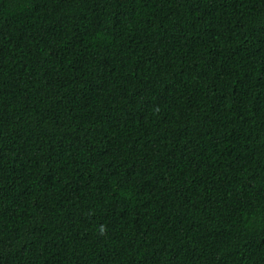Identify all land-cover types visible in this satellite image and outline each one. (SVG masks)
Returning a JSON list of instances; mask_svg holds the SVG:
<instances>
[{"label": "trees", "instance_id": "1", "mask_svg": "<svg viewBox=\"0 0 264 264\" xmlns=\"http://www.w3.org/2000/svg\"><path fill=\"white\" fill-rule=\"evenodd\" d=\"M0 264H264V0H0Z\"/></svg>", "mask_w": 264, "mask_h": 264}]
</instances>
